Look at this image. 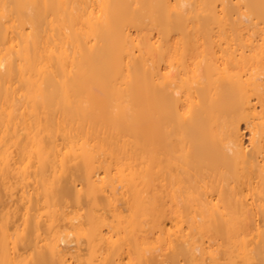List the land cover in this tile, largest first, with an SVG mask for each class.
Here are the masks:
<instances>
[{
    "label": "bare ground",
    "instance_id": "obj_1",
    "mask_svg": "<svg viewBox=\"0 0 264 264\" xmlns=\"http://www.w3.org/2000/svg\"><path fill=\"white\" fill-rule=\"evenodd\" d=\"M0 264H264V0H0Z\"/></svg>",
    "mask_w": 264,
    "mask_h": 264
}]
</instances>
